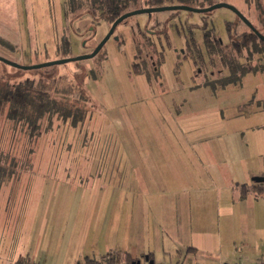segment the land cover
Returning <instances> with one entry per match:
<instances>
[{
    "label": "rangeland",
    "instance_id": "obj_1",
    "mask_svg": "<svg viewBox=\"0 0 264 264\" xmlns=\"http://www.w3.org/2000/svg\"><path fill=\"white\" fill-rule=\"evenodd\" d=\"M75 2L81 0H0V58L32 66L91 53L110 25L101 21L92 26L84 7L71 10ZM219 3L233 6L264 36V0H205L203 8ZM180 5L200 8L198 3L183 0H161L153 7L147 0H130L127 12ZM203 17L223 44L228 42L226 22H233L239 34L249 33L227 8L203 14L164 11L135 15L118 24L102 47L105 59L100 63L93 59L19 70L0 62V84L30 81L87 112L76 126L62 124L61 119L54 121L51 129L42 123L39 137L31 141L21 127L6 120L5 113L0 115V153L6 159L0 160V256L4 260L9 255L28 264L32 225L34 230L43 224L57 235L62 231L73 235L78 226L85 229L94 224L100 236L106 207L113 218L108 239L114 247L122 203L130 198L129 191L137 192L141 180L147 178L146 169L152 167L139 161L162 158L161 145L170 140L176 143L172 151L179 161L188 163L200 157L197 149H184V143H190L189 135L205 137L200 128L216 119L224 126L211 141H223L235 130L241 131L234 135L238 136L235 140L243 141L244 156L252 164L263 159L258 149H264V45H257L250 56L243 53V57L249 56V62L240 60L247 66L245 75L237 84L225 85L222 81L228 71L218 62L211 65L205 53L200 29ZM190 25H196L193 39L204 58V63L195 67L185 46ZM138 29L145 35L153 31L168 35L169 47L163 36L153 40L157 50L164 52L159 75L154 77L130 73L136 51L142 50L145 60L154 55ZM65 39L70 40V49L63 54ZM90 70L93 77L86 76ZM77 83L86 88L83 96H88V102L80 100ZM217 130L205 134L214 135ZM216 152L226 165H236L237 155ZM96 242L102 244L100 237Z\"/></svg>",
    "mask_w": 264,
    "mask_h": 264
},
{
    "label": "crops",
    "instance_id": "obj_2",
    "mask_svg": "<svg viewBox=\"0 0 264 264\" xmlns=\"http://www.w3.org/2000/svg\"><path fill=\"white\" fill-rule=\"evenodd\" d=\"M223 126L216 119L200 128L205 137L187 136L190 143H184V149L193 147L200 155L188 163L179 161L172 151L176 143L171 140L161 145L162 158L139 161L152 167L146 169L147 178L141 180L137 192H127L130 198L121 206L114 247L109 244L113 218L106 207L100 236L94 224L85 229L78 226L73 235L68 231L57 235L43 224L34 230L32 225L28 264H76L85 256L99 260L112 251L127 252L139 259V264H262L264 194L239 199L233 186L250 184L264 173V149H258L263 159L252 164L244 156L243 141L235 140L241 131L235 130L223 141H211ZM211 129H218L217 133L205 134ZM186 130L189 132L188 127ZM216 150L237 155L236 165H226ZM185 164L189 167L183 169ZM98 237L102 244L96 242ZM15 262L9 255L5 260L0 256V264Z\"/></svg>",
    "mask_w": 264,
    "mask_h": 264
},
{
    "label": "trees",
    "instance_id": "obj_3",
    "mask_svg": "<svg viewBox=\"0 0 264 264\" xmlns=\"http://www.w3.org/2000/svg\"><path fill=\"white\" fill-rule=\"evenodd\" d=\"M129 1L130 0H81L80 3H73V5H71V10L74 7L79 8V10L84 7L91 15L92 26H97L103 21L108 23L111 27V24L117 18L127 13ZM160 1L161 0H147L150 7L156 6ZM183 1L198 3V7L203 8V1L205 0ZM71 3L72 2H70V4ZM64 15L66 16L65 11ZM204 18L205 17L202 18L204 23L200 29L203 30V45L209 63L215 66V63L218 62L224 70L228 71V76L223 77L225 81L222 79V83L224 82L225 85L237 84L245 75L247 67L241 64L240 60L245 59V62H249V56L255 52L257 45H264V42L260 41L250 29H248L249 33L243 32L239 34L236 32V26L233 22H226L225 29L228 42L223 44L214 34L213 30L207 28V23ZM238 21L242 23L239 19ZM194 27H196V25L187 27L189 31L188 36L185 37V46L187 51L192 54L190 59L195 67L198 64H203L204 58L199 50V46L196 45L193 39L192 28ZM138 33L139 35L141 34L140 37L142 39L145 38V34L139 29ZM163 39L167 41V46L169 47L168 35L164 34ZM145 41L146 44L150 46L151 52L154 54L152 56H155V59L153 57L151 60L152 56L150 55V60H145L142 58V50L136 51L130 66V73L133 75L146 74V76L150 78L154 77V75H159L160 67L164 62V52L161 49L157 50L156 43L153 41L151 43L150 39H146ZM57 49L60 50L59 45H57ZM69 49L70 40H63V54L67 53ZM101 50L89 60L96 59L99 60V63L103 61L105 55L100 53ZM244 52L247 54L249 53V56L246 58L243 57ZM186 57L185 55L184 58ZM97 67H99V65ZM197 69L199 70V68ZM93 74L94 72L90 70L87 72L86 76L93 77ZM77 85L80 86L78 94L80 100L88 102V96H83L86 88H84L82 84L77 83ZM4 113L9 123L13 126L21 127L28 141L39 137L42 130V123L44 122L47 123V129H51L54 121L61 119L63 121L62 124L76 126L82 121L83 117H87V112L83 110L80 111L75 103H69L68 98L61 97L57 99L56 96H52L48 89L41 85L35 86L30 81L0 84V115L2 116ZM0 155L2 154L0 153ZM2 156H0V160H4L5 162V156L4 158H2ZM6 163L8 162L6 161ZM260 177L264 178V173ZM233 191L238 193L239 199H244L248 194L260 196L264 194V181L261 183L235 184L233 186ZM14 264H25V262L21 258ZM76 264H139V259L132 258L127 252L112 251L99 260L85 256L81 262H77Z\"/></svg>",
    "mask_w": 264,
    "mask_h": 264
},
{
    "label": "water",
    "instance_id": "obj_4",
    "mask_svg": "<svg viewBox=\"0 0 264 264\" xmlns=\"http://www.w3.org/2000/svg\"><path fill=\"white\" fill-rule=\"evenodd\" d=\"M218 8H227L229 10H231L232 12H234L239 20L241 22H243L256 36L257 38L264 42V36H262L241 14L238 10H236L233 6L225 4V3H219V4H214L210 7L207 8H192L189 6H185V5H180V6H169V7H157V8H145V9H140V10H136V11H131V12H127L123 15H121L119 18H117L112 24L111 27L109 29V32L107 33V35L104 37V39L99 42L97 44V46L94 48V50L89 53L88 55H83V56H79V57H74V58H65V59H60V60H54V61H49V62H45V63H41V64H36V65H32V66H19L16 64H13L5 59L0 58V62L9 65L15 69H19V70H35V69H42L45 67H50V66H55V65H62V64H66L69 62H78V61H83V60H89L91 58H93L103 47V45L106 43V41L113 35L115 28L117 27L118 24H120L121 22H123L125 19L135 16V15H139V14H147L150 15L151 13H156V12H164V11H186L189 13H209L215 9ZM115 40H117V38H115ZM264 181V178L262 177H255L253 178V182L256 183H261Z\"/></svg>",
    "mask_w": 264,
    "mask_h": 264
},
{
    "label": "flooded vegetation",
    "instance_id": "obj_5",
    "mask_svg": "<svg viewBox=\"0 0 264 264\" xmlns=\"http://www.w3.org/2000/svg\"><path fill=\"white\" fill-rule=\"evenodd\" d=\"M150 33V32H149ZM113 35H114V33H113ZM112 35V36H113ZM111 36V37H112ZM160 36H164L163 34H161V33H158V32H155V31H153L152 33H150V35H145V40L147 39H150L151 41H153L152 39L154 38V39H158V37H160ZM117 40H118V38H117ZM168 43H166V45H167ZM169 46H170V44H169ZM181 53H183V51L181 52ZM198 73H199V70H198Z\"/></svg>",
    "mask_w": 264,
    "mask_h": 264
},
{
    "label": "built area",
    "instance_id": "obj_6",
    "mask_svg": "<svg viewBox=\"0 0 264 264\" xmlns=\"http://www.w3.org/2000/svg\"><path fill=\"white\" fill-rule=\"evenodd\" d=\"M262 264H264V262Z\"/></svg>",
    "mask_w": 264,
    "mask_h": 264
}]
</instances>
